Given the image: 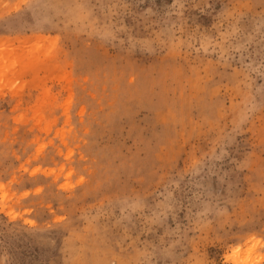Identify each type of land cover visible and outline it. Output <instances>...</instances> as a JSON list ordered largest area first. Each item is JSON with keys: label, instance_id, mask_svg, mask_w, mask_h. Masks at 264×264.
<instances>
[{"label": "rangeland", "instance_id": "rangeland-1", "mask_svg": "<svg viewBox=\"0 0 264 264\" xmlns=\"http://www.w3.org/2000/svg\"><path fill=\"white\" fill-rule=\"evenodd\" d=\"M0 264H264V0H0Z\"/></svg>", "mask_w": 264, "mask_h": 264}]
</instances>
